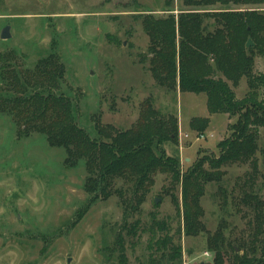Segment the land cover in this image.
I'll return each mask as SVG.
<instances>
[{"label": "rangeland", "instance_id": "374dc122", "mask_svg": "<svg viewBox=\"0 0 264 264\" xmlns=\"http://www.w3.org/2000/svg\"><path fill=\"white\" fill-rule=\"evenodd\" d=\"M189 9L210 13L255 9L264 13V4L0 0V32L9 24L12 35L0 37V75L14 68L29 73L39 59L54 52L64 67L57 91L75 103L78 125L92 137L97 124L121 131L133 128L149 101L162 117L177 122L176 142L166 141L163 149L176 160L181 173L175 182L169 173L155 172L147 190L132 199L131 185L117 178L111 196L96 197L86 189L90 175L84 164H71L63 147L50 145L42 132L22 125L13 109L0 107V264H171L162 259L157 251L161 246L155 244L166 237L182 252L180 262L173 264H202L214 256V251L206 248V239L220 222L230 231L231 242L247 230L251 211L236 200L233 203L229 196L223 208L218 192L221 186L229 194L232 190L234 196L240 194L239 185L253 173L252 162L241 160L221 166L224 174L220 182L203 185L199 204L206 232L195 236L183 232L182 175L199 159L218 155L217 144L231 135V123L237 116L210 113L205 93L157 85L149 70V37L134 15L178 16ZM205 20L206 29L213 30V20L209 16ZM254 60L253 74L264 73V55L254 50ZM2 77L0 95L11 92L10 83ZM228 82L238 100L247 94L246 76L237 86ZM192 119L208 120L206 130L200 131L205 138H196L200 132L191 125ZM256 139V185L260 186L264 179V127H259ZM203 169L210 166L204 163ZM141 193L140 207L137 211L131 208L130 217H126L125 205L130 200L135 204ZM172 194L180 204L179 213ZM259 195L264 203V186ZM170 248L167 245V251Z\"/></svg>", "mask_w": 264, "mask_h": 264}, {"label": "trees", "instance_id": "16d2710c", "mask_svg": "<svg viewBox=\"0 0 264 264\" xmlns=\"http://www.w3.org/2000/svg\"><path fill=\"white\" fill-rule=\"evenodd\" d=\"M182 1L185 6L217 2L264 4V0ZM177 15L168 13L157 17L149 12L134 15L149 37L148 63L152 78L157 85L172 91L178 88L180 92L205 93L210 113L237 116L231 123V135L217 144L218 155L199 159L187 174L182 175L184 235L206 232L199 204L204 193L203 185L210 181L220 182L224 174L220 168L225 163L250 161L253 173H249L239 185L238 196H234V190L229 194L221 186L218 191L223 208L228 205L229 196L233 203L236 200L251 211L247 230L231 242L230 231L226 232V224L220 222L206 239V248L214 251V256L211 262L202 264H264V203L259 195L264 179L260 186L256 185L255 162L257 131L264 127V73L252 72L254 50L264 55V13L255 9L211 13L189 9ZM208 16L215 25L213 30L206 29ZM248 39L254 43L250 48L245 45ZM63 74L64 67L54 52L39 59L29 73L15 68L5 76L1 73L0 78L3 76L4 81L10 83L8 91L11 92L0 95V107L13 109L22 125L42 132L50 145L63 147L66 160L71 164H84L90 175L86 189L96 193V197L111 196L117 178L131 185V199L147 190L157 171L169 173L178 182L181 178L179 164L163 149L166 141L176 142L178 125L174 118L162 117L147 101L133 128L121 131L97 124L94 127L96 136L92 137L79 127L75 103L57 91ZM243 76L248 79L249 90L238 100L228 81L237 86ZM191 125L200 132L206 130L208 120L192 119ZM204 163L210 166L209 170L203 169ZM142 193L135 204L130 200L125 205L128 207L125 208L126 217H130L132 209L138 210ZM171 198L179 213L180 204L173 194ZM87 208L88 205L77 213V219ZM151 231L154 236L155 227ZM155 244H160L161 249L157 248V251L162 253L163 260L171 264L180 262V246L173 245L171 238L166 237ZM169 244L171 248L167 251Z\"/></svg>", "mask_w": 264, "mask_h": 264}, {"label": "water", "instance_id": "95a60500", "mask_svg": "<svg viewBox=\"0 0 264 264\" xmlns=\"http://www.w3.org/2000/svg\"><path fill=\"white\" fill-rule=\"evenodd\" d=\"M9 28H10V25L9 24H6L2 29H1V32H0V37L2 39H9L12 35H10V32H9ZM246 47L247 48H250L253 46V43L251 41V39H248L247 42H246ZM158 200L156 199L155 202H157ZM202 263V262H201Z\"/></svg>", "mask_w": 264, "mask_h": 264}, {"label": "built area", "instance_id": "2783aa9c", "mask_svg": "<svg viewBox=\"0 0 264 264\" xmlns=\"http://www.w3.org/2000/svg\"><path fill=\"white\" fill-rule=\"evenodd\" d=\"M184 136L187 137V134H185ZM196 138H197V139H199V138H205V135L201 133V134L197 135ZM204 254H205L206 256H208V257L211 256L208 252H205Z\"/></svg>", "mask_w": 264, "mask_h": 264}]
</instances>
